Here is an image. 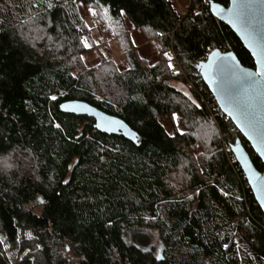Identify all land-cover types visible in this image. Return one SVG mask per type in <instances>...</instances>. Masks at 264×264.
<instances>
[{
	"label": "trees",
	"instance_id": "16d2710c",
	"mask_svg": "<svg viewBox=\"0 0 264 264\" xmlns=\"http://www.w3.org/2000/svg\"><path fill=\"white\" fill-rule=\"evenodd\" d=\"M211 2L229 5L190 0L181 14L171 0H0V160H9L0 163V264H11L8 249L21 264H264V209L222 141L241 139L259 171L264 164L199 70L213 49L255 64ZM78 4L150 33L158 61L133 50L127 69L108 68L101 81L76 72L69 57L86 29ZM170 54L194 100L171 84ZM67 100L118 116L137 140L62 112ZM172 113L183 131L164 125ZM147 229L161 258L133 242Z\"/></svg>",
	"mask_w": 264,
	"mask_h": 264
},
{
	"label": "water",
	"instance_id": "95a60500",
	"mask_svg": "<svg viewBox=\"0 0 264 264\" xmlns=\"http://www.w3.org/2000/svg\"><path fill=\"white\" fill-rule=\"evenodd\" d=\"M210 11L236 34L252 56L255 67L244 66L234 51L213 49L200 62V75L221 111L232 120L264 164V0H229L228 6L211 2ZM221 64L223 72L219 70ZM61 105L64 113L92 117L95 127L103 133L137 140V132L123 119L84 100H67ZM231 149L258 204L264 209V171L256 168L241 139Z\"/></svg>",
	"mask_w": 264,
	"mask_h": 264
},
{
	"label": "rangeland",
	"instance_id": "374dc122",
	"mask_svg": "<svg viewBox=\"0 0 264 264\" xmlns=\"http://www.w3.org/2000/svg\"><path fill=\"white\" fill-rule=\"evenodd\" d=\"M48 1L52 4V0ZM171 1L179 13L184 14L187 12L190 0ZM37 6L38 3L35 1V7ZM88 8L90 7L78 4L79 15L87 26L82 38L90 47H85L81 42V51L69 57V63L75 68L76 72H89L91 75L94 74L98 77V81H101V72L107 71L108 68L113 67L119 72L127 69L129 67V54L133 50L142 62L155 63L158 61L160 58V43L150 33L135 28L127 18H125L124 24H117L103 8L91 7L95 10V15L89 12ZM168 56L173 64L175 57L173 54ZM170 74L171 84L194 100L190 85L182 78H178L180 76L174 73V67L170 70ZM176 116V120H172L167 116L162 118L164 125L170 132H173L175 128L180 131L185 129L183 120L178 114ZM203 128L200 127L199 129L202 130ZM199 137L201 138V136ZM201 143L203 147H206V141H201ZM222 144L224 151L228 152L227 142L223 140ZM8 162L9 160L6 159L0 160L1 165ZM137 235L138 237L133 239L134 244L143 250L152 251L157 258L162 256V244L157 231L147 229ZM236 240L238 251L241 253L244 248L243 244L238 241V238ZM67 250H69L68 246ZM7 256L11 264H21L22 254L8 249Z\"/></svg>",
	"mask_w": 264,
	"mask_h": 264
},
{
	"label": "snow or ice",
	"instance_id": "6c2138e0",
	"mask_svg": "<svg viewBox=\"0 0 264 264\" xmlns=\"http://www.w3.org/2000/svg\"><path fill=\"white\" fill-rule=\"evenodd\" d=\"M52 6H53V5H52L51 3H48V5H47L48 8H51ZM88 11H89V12H92L93 15L96 14V13H95V10H94L93 8H91V7L88 8ZM121 15H124L123 10H121ZM85 27H87V26L85 25ZM49 39H51V37H49ZM81 42L84 44L85 47H90V45H88V44L86 43V41L84 40V38H81ZM214 55H215V53H214ZM168 67H169V68H173L174 65L171 64V63H169ZM202 67H203V65H202ZM207 67L210 68L211 65H208ZM219 70H220L221 72L224 71V65H223V64L219 65ZM262 73H264V70H262ZM51 98H52L53 100L56 99L55 96H53V97H51ZM61 107H63V105H61ZM170 119H172V120H176V119H177L176 114H175V113L170 114ZM56 127H57V128H60V125L57 124ZM238 198H239V197H238ZM41 202H42V201H41ZM0 244H3V246H4L5 249L8 247V245H7L6 243H4L2 240H0ZM225 247H227V245H225Z\"/></svg>",
	"mask_w": 264,
	"mask_h": 264
},
{
	"label": "built area",
	"instance_id": "2783aa9c",
	"mask_svg": "<svg viewBox=\"0 0 264 264\" xmlns=\"http://www.w3.org/2000/svg\"><path fill=\"white\" fill-rule=\"evenodd\" d=\"M210 53V52H209ZM180 72H182V68L178 65V64H175V66H174V73L175 74H178V73H180ZM227 148H228V152L229 151H231L232 152V149H231V146H227ZM232 155H233V153H232ZM234 156V155H233ZM235 158V157H234ZM236 160V159H235Z\"/></svg>",
	"mask_w": 264,
	"mask_h": 264
}]
</instances>
